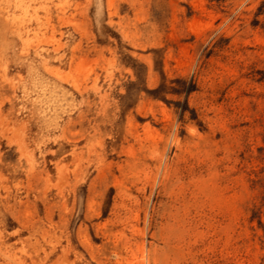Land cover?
<instances>
[{
    "label": "rangeland",
    "instance_id": "obj_1",
    "mask_svg": "<svg viewBox=\"0 0 264 264\" xmlns=\"http://www.w3.org/2000/svg\"><path fill=\"white\" fill-rule=\"evenodd\" d=\"M0 264H264V0H0Z\"/></svg>",
    "mask_w": 264,
    "mask_h": 264
}]
</instances>
